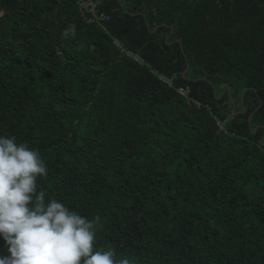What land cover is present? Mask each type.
<instances>
[{
    "label": "trees",
    "instance_id": "1",
    "mask_svg": "<svg viewBox=\"0 0 264 264\" xmlns=\"http://www.w3.org/2000/svg\"><path fill=\"white\" fill-rule=\"evenodd\" d=\"M94 1L0 0V135L117 260L264 264V0Z\"/></svg>",
    "mask_w": 264,
    "mask_h": 264
},
{
    "label": "clouds",
    "instance_id": "2",
    "mask_svg": "<svg viewBox=\"0 0 264 264\" xmlns=\"http://www.w3.org/2000/svg\"><path fill=\"white\" fill-rule=\"evenodd\" d=\"M47 174L39 152L15 136L0 135V237L10 253L0 264H132L117 260L114 249L95 248L99 216H81L38 190V179Z\"/></svg>",
    "mask_w": 264,
    "mask_h": 264
},
{
    "label": "built area",
    "instance_id": "3",
    "mask_svg": "<svg viewBox=\"0 0 264 264\" xmlns=\"http://www.w3.org/2000/svg\"><path fill=\"white\" fill-rule=\"evenodd\" d=\"M82 7L86 10H96L97 9V3L94 0H81ZM101 19H107L104 14L101 15Z\"/></svg>",
    "mask_w": 264,
    "mask_h": 264
},
{
    "label": "rangeland",
    "instance_id": "4",
    "mask_svg": "<svg viewBox=\"0 0 264 264\" xmlns=\"http://www.w3.org/2000/svg\"><path fill=\"white\" fill-rule=\"evenodd\" d=\"M82 9L85 10L84 8H82ZM94 13L97 14V11H95ZM84 15H86V14H84Z\"/></svg>",
    "mask_w": 264,
    "mask_h": 264
}]
</instances>
